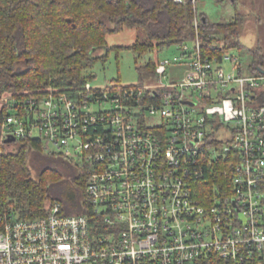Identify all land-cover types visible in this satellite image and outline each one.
Here are the masks:
<instances>
[{"label": "built area", "instance_id": "built-area-1", "mask_svg": "<svg viewBox=\"0 0 264 264\" xmlns=\"http://www.w3.org/2000/svg\"><path fill=\"white\" fill-rule=\"evenodd\" d=\"M221 47L196 30L147 81L0 95V141L78 161L100 218L0 210V264H264V71Z\"/></svg>", "mask_w": 264, "mask_h": 264}, {"label": "trees", "instance_id": "trees-1", "mask_svg": "<svg viewBox=\"0 0 264 264\" xmlns=\"http://www.w3.org/2000/svg\"><path fill=\"white\" fill-rule=\"evenodd\" d=\"M237 1H231L233 18L210 21L192 0H0V95L48 87L81 88L92 77L85 73L86 68L107 58L106 35L123 26L142 28L146 37L117 48L138 52L153 46L167 49L192 39L197 30L206 45L218 41L221 51L232 47L246 53L249 60L243 66L240 59V65L254 73L258 67L264 69V55L258 44L248 47L240 41L244 17ZM103 46L106 52L94 54ZM136 68L139 83L156 75L155 61ZM15 144L9 151L0 141V210L27 219L45 215L50 202H59L64 214H86L98 233L100 218L93 214L78 161L44 152L38 139ZM54 156L66 163L62 172L51 160ZM63 173L68 174L67 180ZM196 264L231 263L214 253Z\"/></svg>", "mask_w": 264, "mask_h": 264}, {"label": "rangeland", "instance_id": "rangeland-1", "mask_svg": "<svg viewBox=\"0 0 264 264\" xmlns=\"http://www.w3.org/2000/svg\"><path fill=\"white\" fill-rule=\"evenodd\" d=\"M194 2V1H192ZM237 5L240 13L244 17V21L240 26V41L247 46L255 45L257 42L258 32V16L255 12L252 0H238ZM195 6L198 11H202L206 14L210 21H223L230 20L234 17L235 9L234 4L231 0H195ZM264 21V20H262ZM216 35V34H214ZM218 36V35H216ZM146 37V34L142 28H131L123 26L119 31L109 32L106 35V45L110 49L106 60H97L91 67H87L85 70L86 74H91L92 77L88 80V83L92 86H103L108 83L119 82L122 84L136 83L140 81L138 75L137 66L146 63L148 60L155 61L156 59L167 56L171 57L175 53L174 47L159 49L155 46L147 49V51H135L123 48H117L125 45L135 43L137 40L141 41ZM220 37V36H219ZM231 54L239 55L240 59L243 60V66H246L249 56L246 53L240 52L236 48L228 50ZM106 52V47H100L95 50L94 54H103ZM23 68L24 65L20 64ZM9 93V92H5ZM16 141L10 140L5 142L6 150H13L16 146ZM51 159L55 167L61 172L65 168L66 163L61 159ZM62 157V156H61ZM64 158V157H62ZM66 159V158H65ZM33 174H36L34 167L32 168ZM68 174L63 173L62 178L68 179ZM63 181V180H61Z\"/></svg>", "mask_w": 264, "mask_h": 264}, {"label": "crops", "instance_id": "crops-1", "mask_svg": "<svg viewBox=\"0 0 264 264\" xmlns=\"http://www.w3.org/2000/svg\"><path fill=\"white\" fill-rule=\"evenodd\" d=\"M252 4L254 6L255 12L258 15L256 17V21H258V38H257V42L255 45H259L261 47L262 53L264 55V0H252ZM246 45V44H245ZM255 45L252 46H248V47H253ZM247 46V45H246Z\"/></svg>", "mask_w": 264, "mask_h": 264}, {"label": "water", "instance_id": "water-1", "mask_svg": "<svg viewBox=\"0 0 264 264\" xmlns=\"http://www.w3.org/2000/svg\"><path fill=\"white\" fill-rule=\"evenodd\" d=\"M231 1H233V0H231ZM257 69L260 70V71H264V69H262V68H260V67H258ZM10 140H13V137H9V138L6 139V141H8V142H9Z\"/></svg>", "mask_w": 264, "mask_h": 264}]
</instances>
